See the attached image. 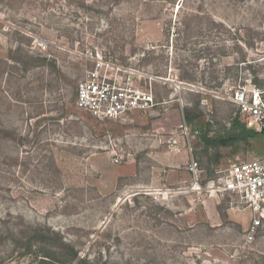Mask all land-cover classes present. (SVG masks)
<instances>
[{"label":"rangeland","instance_id":"374dc122","mask_svg":"<svg viewBox=\"0 0 264 264\" xmlns=\"http://www.w3.org/2000/svg\"><path fill=\"white\" fill-rule=\"evenodd\" d=\"M98 58L156 106L77 109ZM239 84L264 89V0H0V264H264L242 201L187 187L264 155L202 139L246 126Z\"/></svg>","mask_w":264,"mask_h":264},{"label":"built area","instance_id":"2783aa9c","mask_svg":"<svg viewBox=\"0 0 264 264\" xmlns=\"http://www.w3.org/2000/svg\"><path fill=\"white\" fill-rule=\"evenodd\" d=\"M141 76L136 69L115 66L98 58L77 85L75 106L99 120L122 121L134 112H149L157 103L150 88L137 85L136 80ZM230 101L242 113L247 128L257 133L264 130V89L239 84ZM186 170L191 176L187 186L190 191L234 196L242 201L252 217L247 232L249 240L264 226V155L231 163L205 184L201 183V171L192 158Z\"/></svg>","mask_w":264,"mask_h":264},{"label":"trees","instance_id":"16d2710c","mask_svg":"<svg viewBox=\"0 0 264 264\" xmlns=\"http://www.w3.org/2000/svg\"><path fill=\"white\" fill-rule=\"evenodd\" d=\"M186 115L187 113L184 115L185 121L190 122V119ZM257 137H264V130L261 133H257L252 129L246 128L245 125L239 123L238 121H234L233 131L231 133H228L225 136H219V137H207V135H203L202 139L207 148H210V147L218 148V147H227V146L234 145L240 142L246 143L248 142L249 139L257 138ZM71 258L73 260L76 259L77 254L73 253Z\"/></svg>","mask_w":264,"mask_h":264},{"label":"crops","instance_id":"0c3cea01","mask_svg":"<svg viewBox=\"0 0 264 264\" xmlns=\"http://www.w3.org/2000/svg\"><path fill=\"white\" fill-rule=\"evenodd\" d=\"M187 171V170H186ZM181 182H183V181H181Z\"/></svg>","mask_w":264,"mask_h":264}]
</instances>
